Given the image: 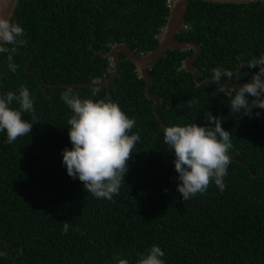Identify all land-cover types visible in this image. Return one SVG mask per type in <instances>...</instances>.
<instances>
[{"label": "trees", "instance_id": "16d2710c", "mask_svg": "<svg viewBox=\"0 0 264 264\" xmlns=\"http://www.w3.org/2000/svg\"><path fill=\"white\" fill-rule=\"evenodd\" d=\"M168 16L167 0H19L12 19L24 27L25 44L13 57L15 72L0 55V90L27 86L34 112L22 118L35 123L12 144L0 133V264H109L121 254L135 264L137 253L152 244L165 252L166 264H264V176L254 177L246 165L264 174V109L251 116L231 112L230 97L217 85H197L181 68L193 50L167 52L150 70L151 91L162 97L160 115L168 125H206V112L220 117L230 132L229 155L240 161L230 158L223 191L210 181L204 193L181 198L164 127L145 95V81L124 54L110 89H71L81 98H111L136 122L131 132L140 139L118 193L111 200L94 197L62 164L61 150L71 147L72 113L60 96L69 88L52 94V87L40 86L109 77L111 62L100 53L117 43L137 54L155 50ZM185 25L177 40L201 45L195 61L201 79L221 65L240 69L238 56L264 52V0H190ZM251 72L242 68L236 83ZM191 98L199 103H189ZM63 222H69L67 232Z\"/></svg>", "mask_w": 264, "mask_h": 264}, {"label": "clouds", "instance_id": "9594fccd", "mask_svg": "<svg viewBox=\"0 0 264 264\" xmlns=\"http://www.w3.org/2000/svg\"><path fill=\"white\" fill-rule=\"evenodd\" d=\"M8 2L0 0V8L7 7ZM25 35L19 21L11 19L10 15L8 18L0 15V55L6 54L7 67L12 72L18 67L13 57L18 46L25 44ZM237 60L240 69L214 67L210 78L218 92L230 97L231 112L243 110L244 115L251 116L253 109H264V52L248 59L238 56ZM242 68L248 72L253 68L257 71L251 72L246 82L237 84ZM222 78L232 86L221 82ZM60 99L72 113L67 120L71 147L61 150L67 174L83 182L84 189L94 197L111 200L119 191L121 179L128 170L127 160L140 139L138 132H131L135 120L107 96L97 100L81 98L69 89L61 93ZM189 103L199 101L191 98ZM33 112L34 97L27 86L22 84L16 91L0 90V133L6 134L5 143L12 144L18 136L31 132L35 121L22 117L24 113ZM254 115L259 117L261 113ZM204 118L206 125L177 122L163 128V142L174 155V169L178 173L176 188L183 200L204 193L210 181L221 191L225 188L223 177L227 175L232 146L230 132L222 128L219 116L206 112ZM68 229L69 222H63V231ZM3 255L0 251V256ZM121 255H114L109 264H129ZM164 256L162 248L152 244L144 252L137 253L135 264H166Z\"/></svg>", "mask_w": 264, "mask_h": 264}, {"label": "water", "instance_id": "95a60500", "mask_svg": "<svg viewBox=\"0 0 264 264\" xmlns=\"http://www.w3.org/2000/svg\"><path fill=\"white\" fill-rule=\"evenodd\" d=\"M207 2L213 3H235V4H250L258 1L263 0H202ZM173 7L169 11V16L164 27L161 29L159 35L157 36L158 39V47L155 50L149 51L147 53L137 54L135 50H133L129 45L125 43H117L114 44L108 53H100L103 57L108 58L112 65L113 70L110 76L107 79H100L95 80L91 83H60L56 85H49L43 83L40 88H43L45 91L48 87H52L53 92L57 88H92V89H100V88H107L110 89L111 86L116 82L117 78L120 75L122 61L121 55L124 54L127 59H129L136 67L138 75L145 81V95L146 97L151 100L153 104V111L156 119L161 123L163 127H166L168 124L160 115V109L162 106V97L151 91L153 80L150 75V70L160 61V59L165 56V54L169 51L175 50H193L192 55L185 58L182 62L181 68L184 69L186 72L191 73L193 79L197 85H203L211 82V78H204L201 79L200 71L195 65V61L199 58L202 53L201 45L191 42V41H179L177 40V35L181 32L185 21H186V14L189 8L190 0H172ZM19 0H9L7 7L0 8V15H3L5 18L12 19L15 11L17 9ZM28 69V65L26 66V70ZM223 83L227 84L229 87L232 86L231 82L227 80H223ZM231 159L235 161L237 160L234 156L229 155ZM240 162V161H239ZM254 177L257 176H264L263 173H254L252 168L246 164Z\"/></svg>", "mask_w": 264, "mask_h": 264}, {"label": "built area", "instance_id": "2783aa9c", "mask_svg": "<svg viewBox=\"0 0 264 264\" xmlns=\"http://www.w3.org/2000/svg\"><path fill=\"white\" fill-rule=\"evenodd\" d=\"M167 4H168L169 11H170V10L172 9V7H173V2H172V0H167ZM183 27H184V28H188L187 25H185V24H184ZM111 66H112V64H111Z\"/></svg>", "mask_w": 264, "mask_h": 264}, {"label": "flooded vegetation", "instance_id": "af4514ba", "mask_svg": "<svg viewBox=\"0 0 264 264\" xmlns=\"http://www.w3.org/2000/svg\"><path fill=\"white\" fill-rule=\"evenodd\" d=\"M107 78H108V77H106V76L104 77V79H107Z\"/></svg>", "mask_w": 264, "mask_h": 264}]
</instances>
